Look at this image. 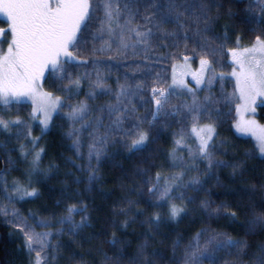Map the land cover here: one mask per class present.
<instances>
[{
    "label": "trees",
    "instance_id": "obj_1",
    "mask_svg": "<svg viewBox=\"0 0 264 264\" xmlns=\"http://www.w3.org/2000/svg\"><path fill=\"white\" fill-rule=\"evenodd\" d=\"M212 2L216 6L208 11L210 30L204 32L202 37L193 39L199 43L206 38L210 47H216L224 42L225 54L216 59L219 60L218 65L223 68L222 70H228L226 52L228 47L236 43L237 36L241 37V43L247 44L253 41L260 31L258 26L252 23L253 13L248 11L250 0ZM253 4L254 0L252 9L256 15ZM140 11L144 12L143 8ZM95 22L98 21L93 19L88 22L87 31L84 33L88 42L79 44L77 46L79 51L84 52V49H87L90 53L95 47V42L91 41L88 34L96 31L92 26ZM0 27H7L6 17L0 21ZM165 28L173 31L175 25L168 24ZM225 35L228 37L226 42L223 41ZM166 43L170 41H155L154 48L159 46L162 51L148 53L150 61H145L143 57L142 63L136 62L141 63V71L136 72L135 77H145L144 79L148 80L149 74L143 69L144 63H148L152 76L150 83L156 74L160 73L166 78L164 83L168 84L172 75V65H178L183 61L184 54L190 55L194 45L189 41L188 52L185 53L183 42H180L179 48L163 49ZM166 53L175 54V58L170 56L166 61L153 62L158 55ZM76 57L81 61L87 60L85 56ZM199 59L200 57L196 56L192 61ZM131 62L135 64L133 60ZM86 65L77 64L72 68H77L75 70L78 72ZM215 66L216 64L213 65L214 69ZM45 82L46 79L43 86ZM220 82L217 80L213 83L211 94L215 98H220L222 94L230 96L233 89L231 83ZM152 86L153 84L149 86L147 93L150 107H144L140 114L144 113L149 119L153 108L150 93ZM49 87L51 89L53 85ZM85 92L86 88L82 87L81 91L66 103L77 104L86 101L92 109L106 103H115L114 94L89 100ZM209 94L208 91L198 93L200 98ZM183 101L182 97L172 98L171 104H180ZM216 107L221 114L216 118L217 136L214 140L213 160L221 162L220 166L209 170L207 161L197 160L195 161L197 166L190 171L182 167H173L170 153L175 129L181 126L177 122L180 118L167 120L161 118L151 128L147 124L143 125L150 133L149 143L143 151L130 153L125 142L109 141L100 162L97 163L95 159L91 162L97 176L91 182L88 159L83 156L77 158L72 148V140L67 136L70 129V122L64 117L66 109L69 110L67 107L54 116L49 131L45 133H41L35 126H29L28 123L26 132L23 133L27 147L22 149L26 150L27 156L15 164V169L11 168L12 162L6 158L5 153L0 151V177L4 178L7 189V192L0 190V202L2 203V197H11L8 194L14 185L25 190H35L37 194L20 201L11 200L7 206L11 210H6L4 215L0 211V264H30L35 257L34 253L29 254L25 249L23 233L10 224L8 211L30 226L36 227L39 221H44L48 225L43 228L44 230L58 229L70 233L69 236L52 238L47 253L48 264H131L133 258L136 264H185V250L190 245L194 246L197 240L203 245L213 235L242 240L246 245L244 248L237 247L217 252L216 264H251L253 253L259 246L264 245V219L255 225L249 223L257 217H264V159L257 156L255 147L249 139L233 133L232 124L236 109L234 99L232 104H218ZM258 111L264 112V106L258 107ZM0 114L2 115L1 111ZM90 115L99 113L93 112ZM3 118L8 120L6 117ZM258 119L264 122L263 116H259ZM29 131L31 135L28 134ZM86 135L87 132L84 133V138ZM31 137L36 140L35 144L32 143L33 140L30 141ZM12 147L15 146L10 143L5 149ZM85 147L84 145L82 153L87 152ZM33 153H40L34 170L31 166L35 158H32ZM74 164L80 165L81 170ZM191 164L189 162L187 165ZM181 171L185 173L180 181L181 187L173 194L171 200L163 203V206H158L156 197L148 193L145 183L154 182L157 173L162 177H170ZM189 180H199L200 183L185 187L189 185ZM161 183L163 184V180ZM181 194L185 197L183 201L176 198ZM204 201H207V208L202 206ZM172 203L185 209L176 220L169 218V207ZM70 205H76L78 213L72 216V224L61 225L59 220L67 215L66 209ZM232 212L236 213L235 217L231 215ZM155 214H159L161 219L149 223ZM85 217L87 219L83 226L75 228V231L70 230L74 225H79ZM113 238L118 243H110ZM142 245L145 246L143 255L140 254ZM202 264L210 262L203 260Z\"/></svg>",
    "mask_w": 264,
    "mask_h": 264
},
{
    "label": "snow or ice",
    "instance_id": "obj_2",
    "mask_svg": "<svg viewBox=\"0 0 264 264\" xmlns=\"http://www.w3.org/2000/svg\"><path fill=\"white\" fill-rule=\"evenodd\" d=\"M255 3L264 17V0H255ZM215 6L212 0H208L207 3L205 0H0V16L6 17L7 24V27H0V44L10 34L6 50L0 48V105L19 104L25 97L32 99L35 105L37 81L44 76L46 70L55 73L54 84H63V88L57 89L62 95L41 93L42 105L39 109L33 108L32 118H36L38 111L42 113L43 119L40 120V124L43 125L42 131H44L48 129L54 114H58L65 107L69 109L65 113V118L70 122L67 136L72 140V148L77 158L83 156L84 133H88L90 143L87 166L90 170V182L97 178L91 162L93 159L97 163L100 162L109 141L125 142L130 153L143 151L150 140V133L143 125L147 124L151 128L161 118L167 120L179 117L177 122L182 125L179 132L174 133L176 138L170 153L174 161L173 167H183L190 171L197 166L195 164L197 160H206L209 170L218 167L221 162L213 160L216 129L211 122L221 114L216 105L231 103L236 93L239 94L240 101L236 106L237 113L241 111L254 113L258 98L264 102V18L256 17L250 0L248 11L253 13L252 23L258 26L260 34L255 36L250 46L242 49L239 47L241 37L237 36V46L227 49L232 64L239 68L237 71V67H233L230 73L235 77L236 87L232 97L222 94L220 98H215L211 94V86L218 78L223 80L224 74H217L213 65L219 63L216 57L225 54V43L221 42L216 47H210L206 38L199 43L193 39V37H202L204 32L210 30L208 11ZM141 8L144 10L142 16ZM95 13L101 15L94 16ZM137 17L141 18V23L136 22ZM93 19L98 21V26L94 33H90L91 41L101 42V47H93L92 52L95 54L115 50L116 56H109V61L118 56H126L130 49L132 56H139L144 52V60L150 61L151 57L148 53L162 51L159 46L154 48L155 41H170L163 45V49L179 48L180 42H183L187 53L188 43L192 41L194 46L190 55H183V65H172L171 84L164 83L166 78L160 73L153 78V86L150 89L153 104L151 119L147 115H138L133 102L142 92L148 90L147 84L143 80L128 83L132 78L126 75L125 83H119L118 80L117 87L113 90L107 85V77L98 67L102 62L98 60L91 61L95 78L90 84L91 90L87 97L89 100H95L98 96L114 94L115 103H106L96 109L90 108L86 101L77 104L66 103L76 94L73 90L80 89L82 79L92 75L85 73L83 77L78 75L73 78L72 67L77 64L86 65L89 61L77 62L72 49L82 42H88L84 33L87 31L88 22ZM168 24H174L175 29L168 31L165 28ZM227 39L225 35L223 41L226 42ZM170 56L175 58V54L166 53L158 55L153 62L166 61ZM196 56L200 57L199 68L190 73L194 85L189 87L188 82L183 78L189 73L185 71L178 77L177 68L187 69ZM105 67L110 71L112 65L105 64ZM143 69L146 74H150L148 63H144ZM134 71L140 72L141 65L137 64ZM205 90L210 94L201 99L198 93ZM181 96L191 99L190 101L185 99L180 104H171L172 98L179 99ZM93 112H98L99 115H90ZM205 120L209 122L204 123ZM22 124L24 121L19 117L9 120L0 118V130H9L13 125ZM234 126L238 132L251 134L258 143L261 156H264V126L257 125L255 120L238 121ZM28 134L31 135V132L29 131ZM187 139H191V146L185 143ZM32 143L35 144L36 140L34 139ZM21 147L23 148V145ZM184 149H187L189 160L193 162L190 166L175 163V153ZM39 159L40 153H36L33 164L35 165ZM74 166L81 170L80 165L74 164ZM184 174V171H181L170 177H162L157 173L154 182L145 183L148 193L156 197L158 206H163V203L173 198V194L181 187L180 181ZM149 183L151 186H148ZM199 183V180H192L185 187ZM4 191L7 192V189ZM12 193L20 194L21 199L37 194L35 190L27 191L18 185L13 186ZM176 198L183 201L185 197L181 194ZM202 206L207 208V201L202 202ZM184 211V207L172 203L169 207V218L176 220ZM66 212L67 215L59 220L61 225L72 224L71 218L78 213V209L76 205H70ZM231 215L235 217L236 213L232 212ZM86 219L85 217L79 225H74L70 230L75 231V228L83 226ZM160 219V215L155 214L150 218L149 223ZM262 219L264 217H257L249 223L255 225ZM38 223L42 227L48 226L44 221ZM17 227L24 235V247L27 252L29 254L35 252L33 264H48L47 250L51 247L52 233L35 232L26 223ZM110 243L116 244L118 241L113 238ZM144 247L141 246V255ZM237 247H246L245 242L213 235L203 245H200L198 240L194 246L190 245L185 250L184 261L185 264H202L203 260H208L210 264H216L217 252ZM131 264H136L134 258ZM251 264H264V245L259 246L253 253Z\"/></svg>",
    "mask_w": 264,
    "mask_h": 264
},
{
    "label": "rangeland",
    "instance_id": "obj_3",
    "mask_svg": "<svg viewBox=\"0 0 264 264\" xmlns=\"http://www.w3.org/2000/svg\"><path fill=\"white\" fill-rule=\"evenodd\" d=\"M253 5H254L253 8L256 10V16L258 15L259 16L258 18H264V17H262V14L259 12L257 4L255 3ZM140 12H141V14L143 13L142 11H140ZM99 15H101V13H95L94 14V16H99ZM90 21H92V20H90ZM136 22L141 23L142 22L141 18L137 17ZM92 26L94 29H96V27L98 26V22H95L94 24H92ZM88 34L90 35V32ZM8 39H10L9 35H7L4 38V42L2 44H0V48L6 50ZM251 42H249L247 44L240 42L239 47L241 49L244 47H248V46H250ZM88 45H89V43H88ZM3 46H4V48H3ZM236 46H237L236 43H234L232 46L228 47V49L236 47ZM99 47H101V42H99V41L95 42V48H99ZM72 51H73V55L75 54V55H78L81 57L85 56V58L87 60L89 59V61L90 60L101 61L102 63L99 64L98 67H99L101 73L105 77H107V85L110 86L113 90L116 89L118 80H119V83H125V76L126 75L128 77L132 78L128 81V83H137V82H140L141 80H143L147 84L148 89H149V86L152 84V82L150 83V78L152 77L151 74L148 75V80L144 79L145 77L144 78L135 77L136 72L134 70H135L136 65H137L136 62L142 61V58L145 56L144 52H141L139 56L134 57L131 55L132 50L130 49L126 56H118V57H116V59L109 61V59H108L109 56H116L115 50H113L111 52H103V53L97 52V53L93 54L92 51H91L92 53L91 52L88 53L87 49H84V52L82 50L79 51V48L76 47L75 49H72ZM226 57H227V64L229 65V69L228 70H226V69L222 70L223 68L220 65L216 64L214 70L217 74H219V73L224 74L223 80H220L219 78L217 79V80L221 81L220 83H222L223 81H229L231 83L233 89L231 90L230 97H232L231 94H233L235 91L236 80H235V77L230 75V73L232 72L233 67H237V66L232 64V58L230 55H228L227 52H226ZM131 60H133L135 62V64L132 63ZM76 61L79 62L81 60H79L76 57ZM141 63H138V64L141 65ZM183 63H184L183 61L179 62V64H183ZM105 64H111L112 65L110 71L107 67H105ZM198 68H199V60L191 61L190 66L187 69L184 68L179 74H177V76L180 77V75L182 73L187 71L189 74L184 75L183 78L188 82L189 87H193L194 81H192L190 73L195 72ZM75 69H77V68H72L73 78H75L78 75L83 77L85 73H91L92 74L91 77H85L82 79L81 86H80L79 90H76V89L73 90L77 94L81 91V88L84 87V88H86L85 93L88 94L89 91L91 90L90 84L92 83V80H94V78H95V71H94L93 64L88 63L86 66H84V68L81 67L80 71H78V72ZM50 71L51 70H46L44 76L40 80L37 81L38 87H37V96H36L35 105L33 104V100L30 98H27V97L23 98L22 102L19 104L13 103V104L8 105V106L0 105V111L2 113V115L0 114V118L6 117V119L9 120V119H15V118L19 117L21 120L24 121V124L13 125L10 127L9 130H0V151L5 153L6 158L9 159L10 162H12V164H10L12 169H15V164L17 162L22 161L23 158H25L27 156L26 150H22V149L27 147V143H26L27 140H26V137L23 133H24V131L26 132V129L28 127V123H29V126H31V127L35 126L39 129V131L41 133H45V132L49 131L51 124H52V120H53L54 116L56 115V114L53 115V118L49 123L48 129L44 130V131H42L43 125L40 124V120L43 119L42 113H40L38 111L36 113V118L35 119L32 118L33 108L36 107L39 109L42 105L41 96H40L41 93H53V95H62V92L58 91L57 89L63 88V84H54L55 73H49L48 79L45 82V85L43 86V82L45 80L46 74ZM237 71H239L238 67H237ZM216 81H214V82H216ZM171 82H172V75L169 78L168 84H171ZM82 84H84V85H82ZM51 85H53V87L50 89L49 86H51ZM212 86H213V84H212ZM177 91H179V90L177 89ZM205 91H207V90H205ZM201 92H199V93H201ZM147 93H148V90L145 92H142L141 95L139 97H136L133 101L136 105L137 110L141 109V111H137L138 115L141 114L144 107H147V106H148V108L150 107V103H148V102L144 103V101H149ZM181 97L183 98V100L187 99L190 101V99H191V97H187V96H181ZM238 97H239L238 93H236V95L234 97H232V102L234 99L236 106L238 103H240ZM201 99H202V97H201ZM232 102L228 103L227 105L232 104ZM260 106H264V102H261V99L258 98L257 104L254 106L256 109L254 113L251 111H248V112L241 111L240 113H237V110L235 109V118H234V121L232 124V131L238 137L249 139L255 147V151H256L257 156L261 159H264V156H261V154H260L258 143H257L256 139L251 134H245L242 132H238L234 126L238 121H242V120H255L257 125L264 126V122H261L258 119L259 116L264 117V112L258 111V107H260ZM67 111H69V110L66 109V113H67ZM140 116H144V113H142V115H140ZM64 117H65V114H64ZM3 119H5V118H3ZM216 121H217L216 119L211 121L212 123H214L215 129H216V124H217ZM208 122L209 121H207V120L204 121V123H208ZM181 127H182V125L177 127L175 129V133H178ZM1 134H3V135H1ZM216 136H217V131H216V135L214 137V140L216 139ZM175 138H176V136L174 137V139ZM174 139L172 141H174ZM191 139H194V138H191ZM191 139H187L185 141V143H188L189 146H191ZM32 140H33V138L31 137L30 141H32ZM10 143L17 145V146L12 147L10 149H5L6 145H8ZM89 143H90V141L88 139V135H86V137L84 138V141H83V145H85L86 146L85 148L87 149V152L83 153V157H85L86 159H87L88 144ZM22 145H23V148L21 147ZM31 147L32 146L30 145L29 146L30 150H31ZM173 148H174V143L172 142V150H173ZM12 151H16V152H12ZM177 152H178V154L175 153V157H176L175 163L176 164L179 165V164L183 163V164L187 165V164H189V162L193 163L191 160H189V157L187 155V149H184L182 151L178 150ZM15 153H16V155H15ZM7 154L9 157L7 156ZM17 155H19V156H17ZM35 156H36V154L33 153L32 158ZM33 160H34V158H33ZM203 161H206V160H203ZM170 162L173 165L174 161H173V158L171 156H170ZM36 164L34 165L33 161H32V163H31L32 170H34ZM28 171H31V169H28ZM26 177H27V174L25 175V178ZM3 180H4V178L1 176L0 177V187H1L0 190L5 189V184H4ZM11 187L13 188V186H11ZM12 188L10 189V194H8L11 196V199H9V197H2V203L0 202L1 203L0 204V211L2 212L3 215L6 214L5 213L6 210H8V209L11 210V208L7 207L10 205L11 200H17V201L22 200L20 198V194H13L12 193ZM27 191H30V190H27ZM0 198H1V196H0ZM23 199H25V197ZM8 213H7L9 215L8 219L10 218L9 222L13 227L18 229L17 225L26 223L23 220H19L15 214L12 215V213H10L9 211H8ZM26 224L30 228H32L35 232H38V233L50 231L52 233V236L50 237L51 240L53 237L58 238L60 236H67L68 234H70L69 232H64V231L58 230V229H56V230H52V229L44 230L43 229L44 227L40 226L39 223H37L36 227L30 226L28 223H26ZM33 253L35 255V252H33ZM47 253H48V250H47ZM47 258H48V256H47ZM34 259H35V257H33L32 261H31L32 263H30V264H33Z\"/></svg>",
    "mask_w": 264,
    "mask_h": 264
},
{
    "label": "crops",
    "instance_id": "obj_4",
    "mask_svg": "<svg viewBox=\"0 0 264 264\" xmlns=\"http://www.w3.org/2000/svg\"><path fill=\"white\" fill-rule=\"evenodd\" d=\"M178 65H181V64H178ZM181 66H182V65H181ZM181 69H183V67H178V68H177V74L180 73V70H181Z\"/></svg>",
    "mask_w": 264,
    "mask_h": 264
},
{
    "label": "bare ground",
    "instance_id": "obj_5",
    "mask_svg": "<svg viewBox=\"0 0 264 264\" xmlns=\"http://www.w3.org/2000/svg\"><path fill=\"white\" fill-rule=\"evenodd\" d=\"M3 135V134H1ZM14 146H17V145H14ZM228 151V150H227ZM12 152H16V151H12ZM164 160V159H163ZM163 166V165H162ZM159 167V166H158ZM161 169V168H160ZM163 171V170H162ZM177 173V172H176ZM156 174V173H155ZM4 181V180H3ZM33 197V196H32ZM30 198V197H29Z\"/></svg>",
    "mask_w": 264,
    "mask_h": 264
},
{
    "label": "flooded vegetation",
    "instance_id": "obj_6",
    "mask_svg": "<svg viewBox=\"0 0 264 264\" xmlns=\"http://www.w3.org/2000/svg\"><path fill=\"white\" fill-rule=\"evenodd\" d=\"M3 18H4V17L0 16V21H3ZM9 35H10V34H9ZM3 48H4V47H3Z\"/></svg>",
    "mask_w": 264,
    "mask_h": 264
}]
</instances>
